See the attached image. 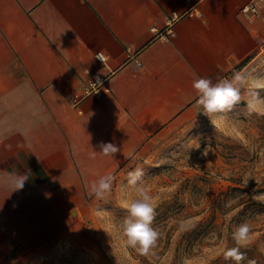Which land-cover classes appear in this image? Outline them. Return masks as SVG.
I'll list each match as a JSON object with an SVG mask.
<instances>
[{
	"label": "crops",
	"instance_id": "0c3cea01",
	"mask_svg": "<svg viewBox=\"0 0 264 264\" xmlns=\"http://www.w3.org/2000/svg\"><path fill=\"white\" fill-rule=\"evenodd\" d=\"M250 2L0 0V215L11 201L64 219V203L149 134L196 117L193 81L214 82L259 48L264 2L255 17L242 11ZM101 142L120 152L101 155Z\"/></svg>",
	"mask_w": 264,
	"mask_h": 264
},
{
	"label": "rangeland",
	"instance_id": "374dc122",
	"mask_svg": "<svg viewBox=\"0 0 264 264\" xmlns=\"http://www.w3.org/2000/svg\"><path fill=\"white\" fill-rule=\"evenodd\" d=\"M261 29L257 51L213 83L236 71L264 77V20ZM211 119L215 126L197 113L149 134L112 174L111 195L64 203V219L48 216L44 204L29 211L5 201L0 264H234L222 253L245 221L252 230L242 264H264V115L241 102ZM138 167L160 233L149 256L126 246L120 227L126 202L139 195L124 194L127 174Z\"/></svg>",
	"mask_w": 264,
	"mask_h": 264
},
{
	"label": "clouds",
	"instance_id": "9594fccd",
	"mask_svg": "<svg viewBox=\"0 0 264 264\" xmlns=\"http://www.w3.org/2000/svg\"><path fill=\"white\" fill-rule=\"evenodd\" d=\"M192 87L196 92V105L202 108V111L198 113L208 117L214 126L212 116L230 112L241 102L246 103L250 113L264 115V97L260 94L264 90V77H257L245 71H236L231 78H222L215 83L210 78L198 77L193 81ZM99 147L100 154L105 157L114 158L115 154L120 152V148L111 142H101ZM92 155L95 157L96 152L94 151ZM144 176V169L139 167L127 174L124 194L126 195L127 190L131 189L139 195L126 202L125 207L128 214L120 227L126 246L136 250L141 256H149L153 254V249L157 246L160 233L152 226L155 209L151 203V196L143 187ZM25 180V178H20L15 190L22 189ZM113 182L112 174L100 176L87 186L88 195L98 200L106 199L111 195ZM251 230V225L246 221L233 228L231 239L235 242V246L225 248L222 253L225 261L242 264L246 259V254L241 251V248L247 247ZM248 264H256V262L248 260Z\"/></svg>",
	"mask_w": 264,
	"mask_h": 264
},
{
	"label": "built area",
	"instance_id": "2783aa9c",
	"mask_svg": "<svg viewBox=\"0 0 264 264\" xmlns=\"http://www.w3.org/2000/svg\"><path fill=\"white\" fill-rule=\"evenodd\" d=\"M261 2H264V0H252V2H250L249 4H247L246 6L242 8V11L249 13L253 17L258 16L261 13V10L263 8L261 5ZM181 16L182 15H180L179 13L173 12L171 17L169 18V24H172L174 21L179 19ZM98 58L103 61L106 59V56L104 55V53L100 52L98 53ZM102 83H104V79L102 80L101 78L96 77L91 85V89L92 90L96 89L98 91ZM106 89L109 90V88H106Z\"/></svg>",
	"mask_w": 264,
	"mask_h": 264
},
{
	"label": "bare ground",
	"instance_id": "6f19581e",
	"mask_svg": "<svg viewBox=\"0 0 264 264\" xmlns=\"http://www.w3.org/2000/svg\"><path fill=\"white\" fill-rule=\"evenodd\" d=\"M73 213H75L76 216L79 215V212H77V210H74Z\"/></svg>",
	"mask_w": 264,
	"mask_h": 264
}]
</instances>
